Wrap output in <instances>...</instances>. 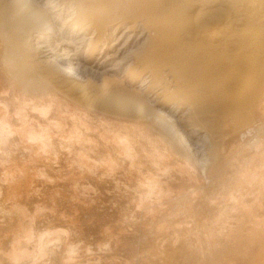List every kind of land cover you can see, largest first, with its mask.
<instances>
[{
    "label": "bare ground",
    "instance_id": "1",
    "mask_svg": "<svg viewBox=\"0 0 264 264\" xmlns=\"http://www.w3.org/2000/svg\"><path fill=\"white\" fill-rule=\"evenodd\" d=\"M63 12L62 28L70 31L63 30L55 46L51 35L61 31L55 23ZM46 52L56 57L44 60ZM0 57L8 71L13 66L19 72L23 86L13 74L4 81L0 67V89L13 80L20 89H37L46 80L119 126L162 136L171 146L177 180L191 181L180 167L193 160L183 145L208 136L207 176L223 169L230 179L212 202V229L236 234L215 243L208 261L174 241L161 264H192V256L197 264H264V150L249 147L252 140L264 144V0H0ZM231 214L237 217L228 219Z\"/></svg>",
    "mask_w": 264,
    "mask_h": 264
},
{
    "label": "clouds",
    "instance_id": "2",
    "mask_svg": "<svg viewBox=\"0 0 264 264\" xmlns=\"http://www.w3.org/2000/svg\"><path fill=\"white\" fill-rule=\"evenodd\" d=\"M249 147L264 150L255 140ZM172 159L170 144L150 129L119 126L49 81L20 89L13 80L0 89V264H105L117 233L108 226L95 244L82 238L79 210H60L64 193L56 186L69 184L71 202L90 207L100 195L96 185L111 182L108 194L126 201L118 233L127 232L164 210L162 181L174 171ZM202 165L184 160L180 167L191 175Z\"/></svg>",
    "mask_w": 264,
    "mask_h": 264
},
{
    "label": "rangeland",
    "instance_id": "3",
    "mask_svg": "<svg viewBox=\"0 0 264 264\" xmlns=\"http://www.w3.org/2000/svg\"><path fill=\"white\" fill-rule=\"evenodd\" d=\"M38 1L39 2H46V0L45 1L38 0ZM56 9H59V8H56ZM59 12L60 11H58V13ZM55 15L56 14H54L53 16H55ZM66 18H67V13L63 12L62 16H60L59 19L57 18L58 22L55 21L56 22L55 28H57V29L61 28L60 29L61 31L55 30L54 34L51 35V39H52L55 46L58 45V42L59 43L61 42V40L63 38V36H61V33L63 32V30L65 32L70 31V29H68V28L66 29V26L62 28V23L66 20ZM119 34H121V33H119ZM36 41H37V39H34L32 44L36 45ZM60 46L61 45H59V47L55 50V51H58L59 54L62 53L60 50ZM118 47H120V44L118 45ZM47 49H49V47H47ZM47 53L48 52L43 54V55H47V57H42L44 60H48L50 58L52 59V58L56 57V55L53 56L52 53L51 54H47ZM63 66L68 67V65H63ZM0 67L2 69L1 77L3 78L4 81L9 83L10 78L14 79V77L12 76V74H13L16 76L15 77L16 83H18L19 86H21L20 82H19L21 79L19 72H15L13 69V66L11 67V70L8 71L7 65L5 64L4 57H0ZM101 71H103V69H101ZM19 86H17V88H19ZM21 87H23V86H21ZM215 123L214 124L212 123V124L217 127L219 125L218 124L219 122H217L216 124ZM190 140L191 141H189V144H187L188 143L187 142L183 146H185L190 157L193 159L192 162L195 163V161L196 162L203 161L202 169H201V167L198 166L196 173L190 175L191 179H188V180H191L190 181L191 185H190V183H188L186 176H185L186 178H183L181 180L180 179L177 180L176 178H172V177H176V174H177L176 171H173L169 177L165 178L162 181L163 182L162 186H163V188H165L164 189L165 197H167L168 195L171 194L170 195L171 197L168 196V199L167 198L165 199V207H166V208H164L165 211L163 210L162 213L158 217H155L150 221H147V220L141 221L140 223L132 226V229L130 231L118 233L119 227L117 226V221L121 217V212H122V210L126 204V201L123 199H118L115 195H109L108 194L110 191H112V189L114 187L111 182H106L103 184H97L96 185L98 190H99L100 195L96 198L97 202L90 207H84L82 205H74L71 202V200L68 198L70 196V185L69 184L65 183V184H61V185L56 186L57 188L62 189L63 193H64V198H62L61 200L58 201V206H59L60 210L67 212L70 215L73 213L74 208H77L79 210L77 222H78L81 234H82V238H84L89 243L95 244L98 241L105 239V236L103 235V231H104L105 227H108V226H111L113 228V231L117 233L116 234L117 244H116V246H114V248H115L114 252L112 253L111 256L105 258V264H153V263L157 264L159 262L161 264V262L164 261V259H162V258L165 257L163 255H166L168 253V250H169L168 247L170 245L173 246L174 243H172V242H174V241H175V243L178 242L176 244V247H179V246H181L180 244H183L182 246H184L185 252H192V253H195L196 251L199 253L202 252L201 255L204 258L203 260L206 259L205 261H208V259H210L208 257L211 253V252H209V255H208V251H212V248H213V251H215V248H214L215 243L217 244V242L220 241L223 244H225L228 242V238L226 237V234L228 235L229 238L230 237L233 238V236L236 234V230H234L235 232H233V234H231V232L230 233L226 232L224 236L219 235V233L217 235L216 234L217 232L212 229L215 226H217V224H216L217 220H215L217 217L216 218L210 217L211 215H213L212 214L213 212H211V210H213L212 202H214L217 198L222 196V193L225 192V189L228 186V183L230 182V179L226 177L227 176L226 172L228 170H226V172L223 169L222 170L221 169L215 170L213 175L210 176L211 177V179H210L209 176H207L208 175L207 169L211 163V160H209L210 159L209 156L212 153V147H211V144L209 142L210 139L205 134H202V135H198L197 137L192 138ZM183 142H185V141H183ZM209 150H211V151H209ZM191 152L194 155H192ZM195 152H196V154H195ZM206 167H207V169H206ZM174 172L176 174H173ZM219 172L220 173L222 172V175L219 174ZM183 180H184V184H183V182H181ZM178 181L181 182L182 186H184V189L185 190L187 189L186 191H188L190 193L181 194V193H183L181 191L182 187H180L179 184H181V183H178ZM174 182L178 183L177 185H179V187L181 189L180 188L178 189V186L175 185L176 183H174ZM93 183H95V181H93ZM171 183H173V184H171ZM167 185H170L169 188H171V185L172 186L174 185L175 187L177 186L176 190H179V191L177 192L175 190L177 192V193H175L174 189L172 190V188H171L170 190L174 191V193L173 192L171 193L170 190H168L169 188L167 189V187H168ZM174 186H173V188H175ZM193 186H197V188L193 187ZM191 187H193L194 189L192 188L193 189L192 190ZM166 189L168 191H166ZM184 189H182V190H184ZM190 189L192 190V195H191ZM53 190L54 189L52 187L45 189V196L49 195ZM186 191L184 193H187ZM167 192H170V194H168L166 196ZM195 192H197V193H195ZM192 196H194L193 197L194 199L192 198ZM34 202L35 201L29 202V203L31 204ZM113 202H116L117 206H113ZM207 207H211V208H207ZM195 212H196V214H195ZM202 212H203V214H202ZM194 215L196 218L194 217ZM231 215L228 217V219H230L232 217H234V218L237 217L235 215L234 216L233 215L231 216ZM194 218L197 220H195ZM261 218L264 220V211L261 212L260 219ZM225 219L227 220V218H225ZM225 219L223 221H222V219H220L219 221L224 222ZM153 220H155V221H153ZM161 222L166 224V229L164 230V232H163V230H161V231L156 230V225L161 223ZM177 223L178 224L180 223L179 225H187L188 227L177 229V227H176ZM190 225H191V227H190ZM192 226H193V228H192ZM175 227H176V229H175ZM203 227H204V229H203ZM199 229H200V231H199ZM207 229H209V231ZM211 231L212 232L214 231V232L211 233ZM194 232H196V233H194ZM205 232H206V234H205ZM177 235H178V237H177ZM168 237H169V239H168L169 241L167 240ZM225 237H226V239H225ZM165 239H166V241H165ZM202 240H203V242H201ZM222 240H224V241H222ZM226 240H227V242H226ZM167 241H168V243H166ZM185 241H188L190 244H188V242L186 243ZM210 241H212V243ZM253 242H255V241H253ZM164 243L167 245V247H166V245H163ZM196 243H197V245H196ZM257 243H252V245H255ZM210 244H212L213 246H211ZM174 246H175V244H174ZM185 246H186V248H185ZM162 247H164V248H162ZM206 252H207V255H206ZM154 257H156V260ZM167 257H168V255H166L165 260ZM190 257L191 256H185L183 258L190 259ZM192 257H193V259H192ZM192 257H191V260L193 262L192 264H197L196 258L194 256H192ZM193 260L195 261V263Z\"/></svg>",
    "mask_w": 264,
    "mask_h": 264
}]
</instances>
